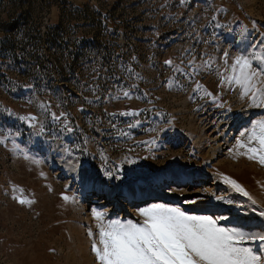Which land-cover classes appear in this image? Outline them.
Instances as JSON below:
<instances>
[{
    "label": "rangeland",
    "instance_id": "1",
    "mask_svg": "<svg viewBox=\"0 0 264 264\" xmlns=\"http://www.w3.org/2000/svg\"><path fill=\"white\" fill-rule=\"evenodd\" d=\"M85 6L0 0V264H100V228L143 223L139 209L165 195L264 233V148L251 138L264 97L230 79L237 56L264 69V0ZM242 246L264 256L259 241Z\"/></svg>",
    "mask_w": 264,
    "mask_h": 264
},
{
    "label": "snow or ice",
    "instance_id": "2",
    "mask_svg": "<svg viewBox=\"0 0 264 264\" xmlns=\"http://www.w3.org/2000/svg\"><path fill=\"white\" fill-rule=\"evenodd\" d=\"M232 72L230 79L244 85V95H250L253 103L258 95L264 97V88L258 87L257 79L264 75V69H254L252 60L237 56ZM251 138L258 139L264 148V120L255 123ZM239 146L246 147L243 142ZM248 152L255 155L257 149L248 148ZM259 159L264 164V152ZM231 183L237 191H244L235 181ZM139 213L145 218L143 223L117 220L100 228L102 247L93 246L100 264H264V256L242 246L246 240L264 244V233L256 235L240 228H224L212 216L190 215L163 204L141 208ZM94 214L98 219L105 215Z\"/></svg>",
    "mask_w": 264,
    "mask_h": 264
},
{
    "label": "bare ground",
    "instance_id": "3",
    "mask_svg": "<svg viewBox=\"0 0 264 264\" xmlns=\"http://www.w3.org/2000/svg\"><path fill=\"white\" fill-rule=\"evenodd\" d=\"M204 177H201V176H199V177H197V179H194V181L195 180H197V182H198V180H200V179H203ZM170 182L171 183H179V186L181 187L182 185H184V183L185 184H191V185H193V183H192V181H191V178L190 177H187V176H175V177H172L171 179H170ZM169 182V183H170ZM167 183V182H166ZM168 183V184H169ZM168 184H166L165 185V189L166 188H171V186L170 185H168ZM189 186V185H188ZM156 193L155 192H148V193H146L145 192V194H143V195H133V196H131L129 199L131 200V202L132 203H134V202H141V201H143L144 199L146 200V201H148V200H150V199H153V198H159L157 195H155ZM94 195H96V194H94ZM155 195V196H154ZM123 196H124V194H123ZM177 198V197H176ZM153 200H155V199H153ZM166 201H168V202H176V200L175 199H173L172 197H169V196H167V195H165V196H163L162 197V199H159V203L158 204H163V205H165V203H166ZM156 202V201H155ZM154 202V203H155ZM100 204H107L106 202H104V203H100ZM138 204V203H137ZM199 209H201V210H199ZM194 210V213H198V211H202L203 213H207V212H209V213H213V212H218V211H211L209 208L207 209V208H203V207H196V208H194L193 209ZM200 213V212H199ZM237 226H239V227H242V228H245V229H250V228H255L257 225L254 223V222H252V221H248V220H246V221H239V223H237L236 224ZM259 230H264V225L263 224H261V226L258 228ZM260 232V231H259Z\"/></svg>",
    "mask_w": 264,
    "mask_h": 264
},
{
    "label": "trees",
    "instance_id": "4",
    "mask_svg": "<svg viewBox=\"0 0 264 264\" xmlns=\"http://www.w3.org/2000/svg\"><path fill=\"white\" fill-rule=\"evenodd\" d=\"M89 0H71V5L73 6H77L78 9H84L86 6L85 4L88 2Z\"/></svg>",
    "mask_w": 264,
    "mask_h": 264
}]
</instances>
